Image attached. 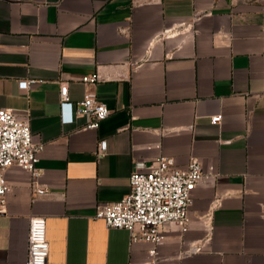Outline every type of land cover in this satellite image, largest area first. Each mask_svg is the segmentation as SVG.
<instances>
[{"label":"crops","instance_id":"obj_1","mask_svg":"<svg viewBox=\"0 0 264 264\" xmlns=\"http://www.w3.org/2000/svg\"><path fill=\"white\" fill-rule=\"evenodd\" d=\"M61 81L73 101L94 89L110 115L95 128L72 118ZM0 107L31 117L47 189L6 170L0 264H27L33 216L46 218L47 264H264V0H0ZM158 155L181 167L196 156L212 174L193 190L188 230L167 223L155 257L95 214Z\"/></svg>","mask_w":264,"mask_h":264},{"label":"built area","instance_id":"obj_2","mask_svg":"<svg viewBox=\"0 0 264 264\" xmlns=\"http://www.w3.org/2000/svg\"><path fill=\"white\" fill-rule=\"evenodd\" d=\"M171 28L167 33L173 34ZM101 78L98 72L86 73L82 80L94 85ZM37 79H22L19 85L28 88ZM43 81V79H40ZM60 99L69 104L72 118L89 115L85 127H98L108 117L112 109L102 101L94 89H88L83 99L73 101L69 95V82L61 81ZM221 114L211 115V121L218 123ZM44 141L36 139L31 128V117L20 115L12 107H0V203L7 202L10 189L6 170L18 165L30 171L32 183L38 194L47 192L38 184L42 170L38 163L39 153ZM108 149L107 139H100L98 153ZM212 172L205 171L201 160L191 156L188 163L178 166L175 157L158 155L150 160H139L130 174L131 191L116 201L98 203L96 217L103 218L108 227H121L130 231L132 241L145 240L154 243L149 252L158 255L157 245L166 238L165 225L176 223L185 232L191 217L190 206L193 202V190ZM35 196V195H34ZM201 245H192L189 251H197ZM50 242L47 237L45 216H33L30 220L29 254L27 264H47Z\"/></svg>","mask_w":264,"mask_h":264}]
</instances>
